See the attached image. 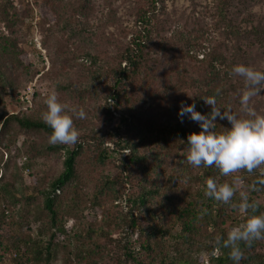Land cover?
<instances>
[{"label":"trees","instance_id":"1","mask_svg":"<svg viewBox=\"0 0 264 264\" xmlns=\"http://www.w3.org/2000/svg\"><path fill=\"white\" fill-rule=\"evenodd\" d=\"M158 2L147 0L136 11L138 29L131 35L129 45L121 55L113 84L104 97L105 113H109L107 101L110 100L114 101L111 107L120 116L115 133L107 132L112 147L101 149L96 162L103 167L109 159H114L118 165L115 167L118 181L115 177L113 180L106 178L94 182L88 174L82 177L77 171V157L82 152L84 141L90 140L89 134L86 137L82 130L93 133L90 129L76 128L78 140L74 144L57 143L45 147L46 153L63 152L64 158L62 170L43 191H36V188L28 190L25 186L16 188L15 183L2 178L3 168L15 155L10 154V143L0 142V248L12 247L22 251L21 264H52L58 254L62 264H232L228 258L229 249L217 245L216 238L226 237L233 226L245 221L246 216L233 206L240 203V192L248 194L249 203L256 205V214L264 213V185L256 183L264 179V168L254 169L251 173L242 169L222 176L214 166L194 168L187 163V137L201 129L187 116H178L181 105L165 102V111L155 117L156 121L148 124L142 123L129 107L119 111L116 105L119 85L140 86L143 90L147 86L148 75L152 71L145 66V50L159 47L168 58L173 47L184 48L191 44L178 31H173L170 36L174 38L173 46L168 38L159 36V29L154 28V11ZM58 3L59 0H39L42 7L53 13ZM72 21L63 27L76 26ZM225 22L230 38L237 45L233 54L227 58L208 51L201 58H196V55L189 54L188 48L184 52L187 60L184 56L170 57L169 64L173 69L170 77L173 81L168 79L173 82L174 88L168 92H188L190 98L184 104L195 103L196 111L202 114L211 111V106L206 105L202 98L215 96L216 106L221 111L231 109L232 113L243 116L240 92L245 89L244 80H239L231 69L236 64H245L240 43L254 37L264 45V27L253 26L250 22L249 29L241 30L231 21ZM153 35L158 38L156 43L153 42ZM0 43L10 47L4 36H0ZM2 67L0 65V87L12 89ZM165 86L163 84L156 91L152 89L149 96L163 101L168 95ZM110 91L113 93L110 94ZM2 120L0 130L14 121L24 131L42 132L47 136L52 131L41 118L12 114ZM216 123L218 132L229 126L226 119H217ZM34 151L32 147L19 148L21 155L28 158V161H22L18 155L20 171L33 166L30 153L35 154ZM3 155L8 158L6 162ZM208 179L215 180L218 185L228 183L234 187L235 194L229 204L205 195ZM253 184H256L255 191L250 188ZM126 186L130 193L123 196L126 207L123 212L114 202L122 196ZM39 195L41 206L37 209L38 214L31 218L36 221L39 214H43L45 219L37 224L35 235L29 230L28 235L6 241L8 235L4 231L8 219L22 215L20 218L27 220L26 216L32 215V207L36 206L34 201ZM70 219L73 221L71 228L64 230L62 223ZM120 230L122 241L112 240L111 235ZM106 240L118 243L114 252L107 249ZM240 247L244 253L240 264H264V240L254 241L251 246L241 243ZM0 255V264H7L10 260L20 264L17 254L13 259L3 253Z\"/></svg>","mask_w":264,"mask_h":264},{"label":"rangeland","instance_id":"2","mask_svg":"<svg viewBox=\"0 0 264 264\" xmlns=\"http://www.w3.org/2000/svg\"><path fill=\"white\" fill-rule=\"evenodd\" d=\"M146 1L59 0L56 12L53 13L42 7L39 0H0V36H4L10 45L6 47L0 43V65L12 85V89L8 86L3 89L0 87V124L3 117L12 114L41 118V113L46 110L44 100L54 90L59 102L66 106L72 117L74 127L93 131L86 133L82 130L86 137L89 134L90 140L84 141L82 152L76 160L79 174L82 177L88 174L94 182L106 178L113 180L115 177V181H118L115 170L118 165L114 159H109L103 167L96 162L97 153L101 149L112 147L107 132L115 133L120 116L111 107L114 101L110 100L107 101L109 113H105L104 97L107 96L109 86L113 84L119 59L125 53L131 35L138 29L136 11ZM154 17V28L159 29V36L168 38L172 46L174 38L170 36L173 31L182 33L186 37L183 38L191 42L186 48L170 49V57L184 56V60H187L184 52L190 48L189 54L196 55V58H201L208 51L229 58L237 45L225 28V21H231V24L241 30L246 27L249 29L250 22L253 26L264 27V0H159ZM70 20L76 26L71 24V27L65 29L63 25L69 24ZM153 36V42L156 43L158 38ZM239 49L247 66L257 70L264 69V45L260 41L250 37L240 43ZM170 57L167 58L159 47L145 50V66L152 71L148 75L147 86L143 90L140 86L119 85L116 93L119 111L129 107L142 123L148 124L156 121L155 117L165 111V102L179 106L188 101V92H168L174 88L173 82L168 79H171L170 73H173L169 64ZM238 78L240 80L242 77ZM163 84L168 92L163 101L149 96L152 89L156 91ZM245 90H241L240 96ZM249 105L264 113V89L256 98H250ZM72 109L83 110L85 118H78ZM0 142L10 143V154L15 155L4 167L8 168H3L2 178L15 183L16 188L25 186L28 190H46L47 183L62 170L63 152L46 153L45 147L51 143L49 136L42 132L24 131L14 121H10L0 130ZM21 146L35 149L36 155L30 153L33 166L29 170L20 171L18 155L22 161H28L27 156L19 152ZM6 159V155H3V161ZM127 193L130 190L126 186L122 196H118L114 202L123 212L126 211L123 196ZM34 204L36 206L31 208L32 215L26 216L27 220L20 218L22 215L8 219V226L5 227V233L3 232L8 235L6 241L28 235L29 230L35 235L37 224L45 219L43 214H39L36 221L31 218L38 214L37 209L41 206L40 195ZM72 224L70 219L62 223V227L69 230ZM120 232L121 230L112 234L111 239L122 241L123 233L121 235ZM61 238L62 236L59 240ZM106 243L107 249L112 252L116 250L118 243L108 240ZM262 252L264 254V249ZM0 253L5 257L9 255L8 258L12 259L17 254L21 264L22 251L7 247L0 248ZM6 263L16 264V261L10 260ZM52 264H62L60 254Z\"/></svg>","mask_w":264,"mask_h":264},{"label":"clouds","instance_id":"3","mask_svg":"<svg viewBox=\"0 0 264 264\" xmlns=\"http://www.w3.org/2000/svg\"><path fill=\"white\" fill-rule=\"evenodd\" d=\"M232 74L242 77L245 91L240 96V105L244 115L238 116L231 109L223 110L216 106L215 96L203 97L211 111L202 114L196 111L195 103H181L178 116H187L198 123L201 129L187 137L185 159L194 168L215 167L222 176H228L238 170L248 173L254 169L264 168V113L258 112L249 105L250 98L264 89V71L257 70L245 64H236L231 69ZM46 110L41 113L43 122L52 130L49 136L51 144H74L78 140V130L74 127L73 119L68 114L64 104L59 102L57 93L49 92L44 100ZM72 112L80 119L85 118L83 110ZM217 119L227 120L229 126L224 131H216ZM264 185V179L256 182ZM257 190L256 184L250 186ZM235 194L232 185H218L213 179L206 181L205 195L224 204H229ZM240 203L233 205L246 216L243 223L233 226L226 237L216 238V244L229 249L228 258L232 264H240L244 259L241 243L251 246L254 241L264 240V213L256 214V205L249 203V196L240 192Z\"/></svg>","mask_w":264,"mask_h":264},{"label":"built area","instance_id":"4","mask_svg":"<svg viewBox=\"0 0 264 264\" xmlns=\"http://www.w3.org/2000/svg\"><path fill=\"white\" fill-rule=\"evenodd\" d=\"M0 263H1V255H0Z\"/></svg>","mask_w":264,"mask_h":264}]
</instances>
